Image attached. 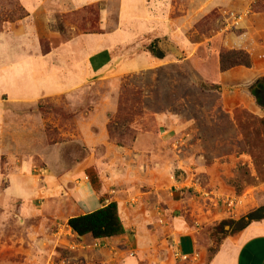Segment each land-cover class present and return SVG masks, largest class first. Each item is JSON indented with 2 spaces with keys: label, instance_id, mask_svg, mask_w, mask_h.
Masks as SVG:
<instances>
[{
  "label": "rangeland",
  "instance_id": "374dc122",
  "mask_svg": "<svg viewBox=\"0 0 264 264\" xmlns=\"http://www.w3.org/2000/svg\"><path fill=\"white\" fill-rule=\"evenodd\" d=\"M155 2L180 20L174 63L103 75L38 101L55 74L77 81L68 75L71 63L59 51L29 58L26 36L0 33V117L18 128L14 141L8 129L0 135V264H188L164 242L173 224L195 230L211 257L236 232L229 221L264 205V110L228 89L264 72V0H147L158 12ZM23 9L20 0H0V29L14 31ZM59 22L43 31V53L69 37ZM235 49L252 66L222 72L221 52ZM9 95L34 100L18 104ZM103 135L115 151L95 140ZM142 135L159 156L130 150ZM153 166L157 172H143ZM103 195L118 202L130 233L101 242L75 235L68 219L100 207Z\"/></svg>",
  "mask_w": 264,
  "mask_h": 264
},
{
  "label": "crops",
  "instance_id": "0c3cea01",
  "mask_svg": "<svg viewBox=\"0 0 264 264\" xmlns=\"http://www.w3.org/2000/svg\"><path fill=\"white\" fill-rule=\"evenodd\" d=\"M113 1L115 0H20L24 9L28 12V16L20 20L14 31L0 33L26 36L27 38L24 40L30 48L27 51L29 58L35 56L37 59H44L55 51L63 52L66 57L65 60L71 63L70 68H68V70L70 69L68 75L72 76L71 78L76 77L77 81L59 79L55 74L56 78L52 79V87L47 88L46 91L45 89L39 91L40 95L35 100L22 98L19 95H13L12 97L9 95V101L18 104H30L33 100L38 101L44 97L67 94L103 75L120 76L134 72L156 70L159 67L174 63L170 54L164 58H158L147 48L150 43L158 38H167L172 42L174 36L178 33L177 24L180 20H176L171 15L166 16L168 12L170 13L169 8L155 2L153 9L158 11L155 12L151 10L147 0H116L118 6L114 10ZM159 12L163 15L158 16ZM93 13L97 14V19L94 18ZM57 21H60V30L70 35L63 39L59 43L60 45L43 53L40 37H42L43 31L49 28L48 26H51L53 22L57 23ZM160 27L163 28L164 33L160 34L158 32ZM56 34L60 35L61 32L59 31ZM135 36L150 38L145 40L149 44L144 45V40L135 41ZM57 57L59 58V56ZM73 82L76 85H73ZM6 125L5 119L0 117V135H3V131L8 129L9 135H11L9 138L14 141L16 132L13 131H17L18 128L10 125L6 128ZM30 133L36 134L34 130ZM45 135L46 132L43 129L39 134L40 141H43L42 147L46 144ZM95 140L105 143L108 151H115L116 149L115 145L113 146L112 143L108 142L107 137L104 135L95 138ZM130 150L136 156L150 158L160 155L157 152L159 148L144 146L143 135L138 138L135 149ZM143 172L153 174L157 171L153 166L148 167L147 170L143 169ZM151 183H154V181ZM119 212L126 233L113 238L126 237L132 230L131 224L125 222L120 206ZM84 213L87 212L77 215ZM172 227L169 233L175 235L173 236L175 244L172 243L170 234L168 237L166 236L164 242H170L171 245L168 243L170 248H175L180 255L189 257L191 261L188 264H264V220L252 222L242 230L228 234L221 241L210 261H207V250L199 244L195 230L182 223L178 227L173 224ZM70 230L72 229L70 228ZM176 232L179 233L176 235ZM110 239L94 240L101 242Z\"/></svg>",
  "mask_w": 264,
  "mask_h": 264
},
{
  "label": "trees",
  "instance_id": "16d2710c",
  "mask_svg": "<svg viewBox=\"0 0 264 264\" xmlns=\"http://www.w3.org/2000/svg\"><path fill=\"white\" fill-rule=\"evenodd\" d=\"M23 10L24 15L21 19L28 16V12L25 9ZM0 32H3V30L0 29ZM172 47L176 48L177 46L167 38L155 39L147 46L151 53L158 58H164L166 55L172 53ZM236 66L250 68L252 66L250 55L244 50L222 51L220 54V70L225 72ZM232 88L251 97L256 105L261 110H264V104L261 100V92L264 91V72L250 82L228 87V89ZM86 175L89 178L92 188L100 192L103 188V183L97 169L95 167H89L86 170ZM105 197L106 195H103L101 198V207L68 219V225L73 233L80 237L91 235L93 239L113 238L126 233V228L120 216L118 202L116 200H110L107 203ZM262 220H264V205L248 212L244 217L229 221L228 223L229 225H234L236 231H240L250 223ZM213 255L211 257L207 256V261H210Z\"/></svg>",
  "mask_w": 264,
  "mask_h": 264
},
{
  "label": "built area",
  "instance_id": "2783aa9c",
  "mask_svg": "<svg viewBox=\"0 0 264 264\" xmlns=\"http://www.w3.org/2000/svg\"><path fill=\"white\" fill-rule=\"evenodd\" d=\"M250 1V3H253V2H255L256 0H249Z\"/></svg>",
  "mask_w": 264,
  "mask_h": 264
},
{
  "label": "flooded vegetation",
  "instance_id": "af4514ba",
  "mask_svg": "<svg viewBox=\"0 0 264 264\" xmlns=\"http://www.w3.org/2000/svg\"><path fill=\"white\" fill-rule=\"evenodd\" d=\"M261 93H262V97L264 98V91H262Z\"/></svg>",
  "mask_w": 264,
  "mask_h": 264
},
{
  "label": "water",
  "instance_id": "95a60500",
  "mask_svg": "<svg viewBox=\"0 0 264 264\" xmlns=\"http://www.w3.org/2000/svg\"><path fill=\"white\" fill-rule=\"evenodd\" d=\"M174 49H176V48H175V47H172V48H171V50H174Z\"/></svg>",
  "mask_w": 264,
  "mask_h": 264
}]
</instances>
